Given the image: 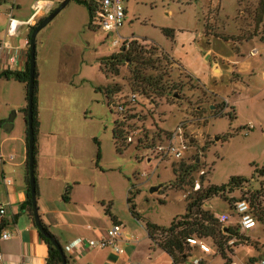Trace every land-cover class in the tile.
Here are the masks:
<instances>
[{
  "label": "rangeland",
  "instance_id": "374dc122",
  "mask_svg": "<svg viewBox=\"0 0 264 264\" xmlns=\"http://www.w3.org/2000/svg\"><path fill=\"white\" fill-rule=\"evenodd\" d=\"M31 1L21 0V7L13 11V17L27 18ZM124 7L126 17L118 30L119 36L115 32L104 33L92 28L87 8L74 0L37 34L36 89L33 94L36 121L37 127L52 132V135L42 138L36 134V128L34 137L35 141L43 139L59 143L66 136L68 142L78 143L82 151L90 145L88 137L94 136L102 163L106 161L107 164L109 191L115 193L111 207L121 222L123 235L130 236V243L119 245L126 251L127 261L172 264L170 258L149 239L146 225L168 229L173 219L185 214L184 201L194 190L188 187L181 190L175 186L173 168L181 162L193 164L194 160L197 161L201 166L199 172L203 170L205 174L203 187L225 185L232 177L248 181L228 194V199L245 194L250 197L252 192L259 190L263 179L254 169L264 167V91L254 96L241 95L235 108L236 120L230 121L225 111L223 116H215L219 108L216 112L211 110L214 100L176 62L169 60L168 64H162L172 94L155 99L151 104L130 90L128 66H122L119 76L108 81L118 84L120 93L108 98L96 92V88L107 85L99 70L100 61L117 53L124 40H134L139 45L154 48L159 59L162 54H167L176 60L187 57L195 63L188 47L192 40L197 46L204 27L212 33L218 28L220 35L228 37L235 33L239 37L252 31L257 0H125ZM7 13H11L10 9L1 5L0 32L8 24ZM82 15L87 17L84 27ZM164 30L181 32L182 36L172 42ZM114 41L119 42L117 47L112 46ZM219 52L225 56L230 47L223 45ZM222 83L225 86L224 80ZM130 93L138 95V103L128 107V127L123 130L131 136L132 143L117 150L112 144L111 131L114 123L121 121V115L112 102H118L119 98ZM26 106L25 84L13 78H0V141L7 139L1 150L6 155L13 152L16 158L20 155L18 140L26 133ZM9 119L12 127L6 133L4 125ZM180 126L183 139L192 140L189 149L179 161L168 158L158 163L148 147L165 142L166 137ZM60 151L59 157L69 162L72 151ZM199 172L192 175L195 182H199ZM153 188L154 192L151 191ZM128 196L135 205L138 219L128 210ZM261 204L264 206V197ZM251 206L257 218L256 226L244 234L237 226L231 228L235 234L233 242L227 243L225 248L233 251V254L227 253L232 264H253L264 255V225L252 202ZM203 208L214 217L231 215L230 221L235 220L228 203L219 196L207 200ZM201 241L209 247L210 253L189 246L185 252L190 259L185 264H190L192 259L203 264H225L210 239Z\"/></svg>",
  "mask_w": 264,
  "mask_h": 264
},
{
  "label": "crops",
  "instance_id": "0c3cea01",
  "mask_svg": "<svg viewBox=\"0 0 264 264\" xmlns=\"http://www.w3.org/2000/svg\"><path fill=\"white\" fill-rule=\"evenodd\" d=\"M62 1L32 0L29 16L20 19L13 17V11L20 9L21 0H7L0 4L6 5L11 11L6 16L8 21L6 28L0 32V73L24 71L30 28ZM37 4L40 10L35 12ZM9 17L16 22V29L11 33ZM86 19L87 17L82 15L83 27ZM218 30L217 28L212 33L206 31L204 27L197 46L193 45V40L191 41L188 53L193 55L195 63H191L187 57L183 60H176L171 55L169 57L210 95L214 100V104L210 105L213 112L219 108L225 111V115L232 113L233 120H236L235 108L240 102L241 95L254 96L264 91V42L260 41L259 36L249 40L235 36L236 33L234 36H223ZM179 36H182L181 32L174 33L171 41L179 39ZM188 38L190 40V36ZM223 45L230 47V52L225 56L219 52ZM13 54L14 62H10L9 57ZM222 80L225 81V86ZM42 130V127H37L36 134L42 138L52 135V132ZM64 138L65 140H60L59 143L55 140L35 141L34 177L41 223L63 249L68 264H128L126 251L122 256L110 248L65 252V248L77 239L100 241L106 238L110 225L121 222L111 207L114 204L115 193L113 190L109 191L106 161L102 163V154L99 160L96 159L97 151L94 148V145L98 144L96 138L88 137L90 145L88 148L84 147L82 151L77 146L78 143H70L66 136ZM90 140L94 143L92 144ZM6 141L7 139L0 141V203L6 206V215L3 217L6 223L4 231L12 234V237L0 240V264H47V245L28 212L21 209L27 197L25 137L18 140L20 155L17 158L13 156V152L6 155L1 150ZM60 149L72 151L69 162L59 157ZM4 180H9L10 184H6ZM66 188L70 190L64 200ZM227 222L229 223L225 227L236 226V219L232 222L229 219ZM123 236L116 242L118 246L130 243L125 241V238L128 236L130 239V236L127 233Z\"/></svg>",
  "mask_w": 264,
  "mask_h": 264
},
{
  "label": "trees",
  "instance_id": "16d2710c",
  "mask_svg": "<svg viewBox=\"0 0 264 264\" xmlns=\"http://www.w3.org/2000/svg\"><path fill=\"white\" fill-rule=\"evenodd\" d=\"M72 1V0H71ZM78 4L85 6L88 10L89 17L91 16L92 6L84 0H74ZM1 4V2H0ZM52 11V10H51ZM50 11V12H51ZM49 12V13H50ZM253 17V29L247 33L239 36L242 39L249 40L253 37L259 36L261 42H264V0H258L257 7L254 10ZM43 18L39 19L33 27L30 28L28 35V44L31 31L37 26ZM89 25L91 23V17L89 19ZM260 31V33H259ZM163 33L173 38L174 31L164 30ZM223 38V37H222ZM154 48H147L139 45L136 41H131L128 49H120L117 53L101 59L100 61V72L103 77L107 80L106 86H100L96 88V92L103 93L106 97L110 98L112 95H116L121 92V88L118 84L108 83L112 77H118L120 74V68L122 66H128L129 70V86L130 90L138 93V95L146 100H150L154 103L155 99H163L166 95L172 94V89L162 68L168 64L171 58L167 54H162V59H159L155 54ZM28 60L29 55L27 52V60L23 72H1L0 78L5 79L13 78L19 83L25 84L26 86V101H27V87H28ZM172 61V60H171ZM173 62V61H172ZM162 64H165L162 66ZM36 72L34 76V92L36 89ZM33 129L34 134L37 128L36 121V110L35 101L33 98ZM233 111V110H231ZM25 124L27 117V106L24 110ZM215 116H223V111L219 109V113ZM230 121L233 120L232 113L225 115ZM127 119V118H126ZM127 120L116 121L113 128V141L116 149L124 148L125 139L127 133L123 130L124 127H128ZM27 126L25 133L26 141V166H25V184H26V201L21 205V209L26 210L29 216L33 219L32 206L29 195L28 186V150H27ZM97 155L96 159L100 158L99 145L96 143ZM35 154V148H34ZM35 165V163H34ZM201 166L197 161L194 163L184 164L180 163L179 166L173 168L174 183L179 189L183 190V187H188L193 190L195 179L192 177L193 174L199 172ZM255 173L262 178V182L259 190L252 192L250 199L252 205L256 207L258 214L261 217L262 224L264 225V206L262 201L264 197V167L261 169H254ZM204 175L199 176L200 187L197 191H192L191 194L184 201L185 203V214L179 218L173 219L168 229H161L158 226L147 224L146 232L149 239L157 245L171 260L172 264H185L189 256L185 252L189 248L188 241L190 239L206 240L210 239L213 246L216 247L218 254L225 261V264H231V260L227 257L228 254H233V251L229 248H225L226 244L231 241L235 234L232 233L231 228L225 227L220 224L217 219L207 210H204V205L207 200L213 197H221L232 210V205L235 199H228L227 195L231 194L234 190L239 189L244 184H248V181L241 177H232L227 184L221 186L208 185L203 187ZM69 188H66L64 194V200L69 193ZM37 195V187H36ZM130 195V192H129ZM126 204L130 214L138 219V214L135 211V205L132 199L128 196L126 198ZM42 224L44 232L49 238L56 239L50 234L46 226ZM5 221L0 218V235L5 228ZM237 230V229H236ZM42 239L47 245V264H62L61 255L52 246L49 239L45 238L40 234ZM159 238V239H158ZM59 245V244H58ZM62 249V248H61ZM63 251V249H62ZM64 253V252H63ZM66 258V256H65ZM190 259V258H189ZM193 260V259H192ZM190 261V264L192 262ZM66 262L68 264L67 258Z\"/></svg>",
  "mask_w": 264,
  "mask_h": 264
},
{
  "label": "built area",
  "instance_id": "2783aa9c",
  "mask_svg": "<svg viewBox=\"0 0 264 264\" xmlns=\"http://www.w3.org/2000/svg\"><path fill=\"white\" fill-rule=\"evenodd\" d=\"M7 0H0L1 4ZM88 4H91V27L98 29L104 33L115 32L118 35V30L123 26L126 17V8L124 7L125 0H84ZM40 10L39 5L35 6V12ZM12 17H9V33L15 31L16 25ZM119 36V35H118ZM132 40H124L119 48L128 49ZM119 45L118 41L112 43L113 47ZM16 54V53H15ZM15 54L9 57L10 62H14ZM118 102H112L117 112L121 115V121L127 120L128 107L133 106L138 103V95L134 93L128 94L125 98H119ZM147 103L153 104L150 100H145ZM227 104V102H225ZM178 140V142H176ZM131 136H127L125 139V144H131ZM192 140L187 142L182 137V128L177 127L176 131L169 134L166 137L165 142L157 143L156 145H151L148 149L151 151L153 156L158 160V163L167 160L168 158H174L179 161L183 158L185 152L189 149ZM151 159L148 158V161ZM200 176L204 174V171L199 172ZM6 184H10L9 180H4ZM199 183L195 182L193 190L197 191L199 189ZM232 211L236 219V226L240 233H244L248 230L253 229L257 224V218L254 214L253 208L251 206L250 198L248 195H243L239 198H235V202L232 205ZM6 215V206L0 203V218ZM231 217V215H221L215 217L220 224L226 223ZM12 237V234L2 231L0 235V240H8ZM123 236L122 226L119 223H112L107 229V237L101 239L100 241H83L81 239L75 240L70 246L65 248V252H70L72 250H91L97 248H110L117 255L122 256L124 250L119 247L116 242L121 240ZM125 241L129 242L130 239L127 236ZM233 241H229L228 244H232ZM189 246H196L200 249L202 253H210L209 247L202 241L197 239H190L188 241ZM1 261V255H0ZM138 264V263H129ZM191 264H203L200 260L193 259ZM253 264H264V255L257 259Z\"/></svg>",
  "mask_w": 264,
  "mask_h": 264
},
{
  "label": "water",
  "instance_id": "95a60500",
  "mask_svg": "<svg viewBox=\"0 0 264 264\" xmlns=\"http://www.w3.org/2000/svg\"><path fill=\"white\" fill-rule=\"evenodd\" d=\"M71 0H63L53 11H51L46 17H44L40 23L33 28L29 38L28 44V87H27V150H28V186L29 195L32 206L33 221L38 229L39 233L45 238L49 239L52 246L59 252L62 259V264H67L65 255L61 247L54 241V239L49 238V236L44 232L41 224V220L38 214L37 202H36V183L34 177V148H35V137L33 129V94H34V76H35V41L37 34L45 28L70 2ZM11 119L7 121L4 125L5 132H9L11 129ZM152 192L155 191L153 188Z\"/></svg>",
  "mask_w": 264,
  "mask_h": 264
}]
</instances>
